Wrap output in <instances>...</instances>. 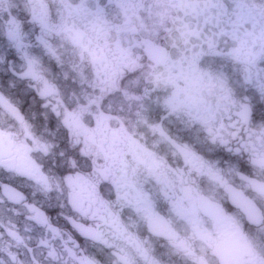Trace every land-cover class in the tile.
Returning <instances> with one entry per match:
<instances>
[{"label":"snow or ice","instance_id":"snow-or-ice-1","mask_svg":"<svg viewBox=\"0 0 264 264\" xmlns=\"http://www.w3.org/2000/svg\"><path fill=\"white\" fill-rule=\"evenodd\" d=\"M0 264H264V0H0Z\"/></svg>","mask_w":264,"mask_h":264}]
</instances>
